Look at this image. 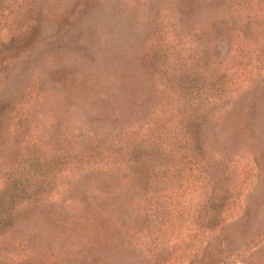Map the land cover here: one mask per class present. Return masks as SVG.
<instances>
[{
	"label": "rangeland",
	"instance_id": "1",
	"mask_svg": "<svg viewBox=\"0 0 264 264\" xmlns=\"http://www.w3.org/2000/svg\"><path fill=\"white\" fill-rule=\"evenodd\" d=\"M262 82L264 0H0V192L34 168L38 201L1 231L0 264H191L204 248L264 264V95H248ZM198 98L206 144L236 142L229 164L138 171Z\"/></svg>",
	"mask_w": 264,
	"mask_h": 264
},
{
	"label": "trees",
	"instance_id": "2",
	"mask_svg": "<svg viewBox=\"0 0 264 264\" xmlns=\"http://www.w3.org/2000/svg\"><path fill=\"white\" fill-rule=\"evenodd\" d=\"M248 95L252 96V98H261L259 95H264V82L254 87H250ZM183 103V114L181 120H179L180 130L178 134L180 137L174 138V135L165 137L164 139L158 137V139H156L154 144L151 146L157 150L159 155L158 160L150 157L152 160L149 162V160L146 158V161L151 163L152 167L149 164L145 165L141 164L140 162L134 163L142 165L138 171H140L143 167H147L151 170L153 175L156 176L161 166L162 155L167 156L166 167L174 169L177 166L183 165L184 168L187 169L192 168V166L197 165V163H203L202 171L209 174L210 176H213V173L217 176L219 171L213 165L207 164V159H211L213 163H218L217 165H222V163H224L227 166L229 164L231 160L230 156L228 153H224V151L228 149L231 153L232 147H235L236 142L228 144L223 137L222 140L219 138L223 144V147L220 148L221 151H215L206 144V140L209 137V129L204 126L205 120H207L213 113L210 102L206 99L198 98L197 101L184 99ZM245 107L246 108L242 110V112H244L242 116L243 120L240 118V123L242 125L240 133L242 136L250 139L254 124L251 119L250 106L246 105ZM207 123L208 121L206 124ZM176 126L177 125H174V128H176ZM174 131L175 130H173V132ZM167 132L171 131L167 130ZM173 165H175V167ZM29 166L32 167L31 165ZM126 167L127 172L130 170L134 171V165H132V163H126ZM33 172L34 168L21 171L20 177L19 175L17 176V178L19 177L18 181L15 182L16 193L13 196L9 197L7 195H3L2 192H0V233L4 228H8L11 224H13L15 220H18L17 218L20 216V210L33 207V205L38 202L35 199H31L29 196H25L30 192L29 190L31 189V185H29V182ZM164 173L165 172L162 171V178L172 177L168 173L163 175ZM43 174H45V172ZM184 174H187V171ZM225 175L226 171H222L219 178L223 180ZM205 178L207 177H204V179ZM26 181L29 182L27 183ZM220 185V181L216 179L214 186H211L212 188L210 195H208L203 203V208L206 209L208 214L210 213V215H206L204 217L205 223L209 224L207 226L209 228L214 227L219 221L218 213L214 214L213 212H215L216 209L220 210V199L216 196V194L220 191ZM172 192L173 190L171 184V187L168 186V189H166L164 198L166 197L168 200H171ZM166 211H170L168 206ZM216 256H218V252H213L212 250H207V248H204L202 252L191 261V264H210L212 258Z\"/></svg>",
	"mask_w": 264,
	"mask_h": 264
}]
</instances>
